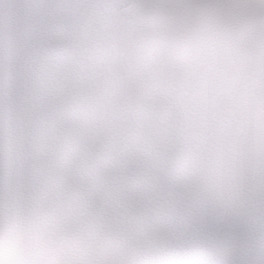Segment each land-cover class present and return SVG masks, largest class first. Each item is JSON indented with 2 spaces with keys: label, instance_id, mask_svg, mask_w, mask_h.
Returning a JSON list of instances; mask_svg holds the SVG:
<instances>
[{
  "label": "clouds",
  "instance_id": "9594fccd",
  "mask_svg": "<svg viewBox=\"0 0 264 264\" xmlns=\"http://www.w3.org/2000/svg\"><path fill=\"white\" fill-rule=\"evenodd\" d=\"M0 264H264V0H0Z\"/></svg>",
  "mask_w": 264,
  "mask_h": 264
}]
</instances>
